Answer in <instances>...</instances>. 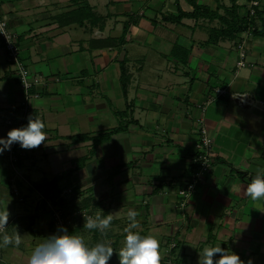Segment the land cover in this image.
<instances>
[{
	"label": "crops",
	"instance_id": "obj_1",
	"mask_svg": "<svg viewBox=\"0 0 264 264\" xmlns=\"http://www.w3.org/2000/svg\"><path fill=\"white\" fill-rule=\"evenodd\" d=\"M220 17L256 30L224 35ZM0 18L31 77L45 82L33 105L47 139L27 150L21 172L40 182L72 172L60 190L87 188L95 213L114 217L106 237L84 223L70 234L89 246L106 239L118 253L131 209L139 213L135 231L159 240L161 264H198L199 251L216 245L245 264H264V201L244 195L264 170V0H0ZM216 89L225 94L204 117L212 169L181 208L178 188L195 168L196 105ZM23 99L0 41V138L14 129L5 120ZM10 150L0 154V211L7 207L6 232L18 231L22 242L0 247V264H28L56 230L50 213L33 204L35 192L18 184L25 201L13 194ZM118 261L114 252L109 264Z\"/></svg>",
	"mask_w": 264,
	"mask_h": 264
},
{
	"label": "clouds",
	"instance_id": "obj_2",
	"mask_svg": "<svg viewBox=\"0 0 264 264\" xmlns=\"http://www.w3.org/2000/svg\"><path fill=\"white\" fill-rule=\"evenodd\" d=\"M45 127V123L40 118L30 116L26 126L11 129L6 139L0 138V154L4 150H10L14 143H18L26 150L41 146L47 139ZM244 195L252 201H264V170L258 171L251 179L244 190ZM10 215L7 207L0 211V234H2L0 247L6 248L9 245L18 247L22 242L18 231L12 235L6 232ZM138 215L135 210L128 211L129 223L123 230L126 236L118 253L106 239L89 246L84 237L70 234L67 228L61 227L58 234L47 237L32 250L28 264H109L114 252L118 255L119 264H161L159 240L152 234L142 236L135 231L139 228L136 219ZM83 217V228L90 231L98 230L105 237L114 218L112 213L106 216L96 214ZM217 255L219 258L215 259ZM199 256L198 264H245L239 255L220 245L205 247L199 251ZM248 264H252L251 260Z\"/></svg>",
	"mask_w": 264,
	"mask_h": 264
},
{
	"label": "built area",
	"instance_id": "obj_3",
	"mask_svg": "<svg viewBox=\"0 0 264 264\" xmlns=\"http://www.w3.org/2000/svg\"><path fill=\"white\" fill-rule=\"evenodd\" d=\"M254 5H257V3H254ZM250 14L254 15V10H251ZM246 34L249 33L246 32ZM0 41L4 50L6 51L7 61L13 67L15 75L19 79V85L22 91L24 92V99L16 107L14 115L5 120V124L8 126H13L14 128H20L28 123V118L30 116L39 118V116L35 112L33 102L41 97L39 88L44 85L45 82L41 76L31 77L27 66L20 59V46L17 42V36L8 27L6 18H0ZM244 47L245 42L242 41L241 44H239L238 46L241 58L239 65L242 64L243 59L246 56ZM224 94V89H216L214 95L210 96L207 101L196 105V108L199 110L200 115L196 119L198 129L196 131V145L195 154L193 158L195 168L192 171L189 179L185 183L181 184L178 188V205L181 208H184L186 206L190 196L194 193L197 186L205 180V176L210 173L212 169L214 140L208 133V130L205 126L204 117L210 102ZM14 144L16 145L18 143ZM17 152V149L13 148L10 152L9 165H11L13 168V174H11L10 185L13 194L18 198L20 202H24L25 196L23 195L18 185L19 182L17 180V175L22 173L18 165V155L23 156V153L21 151H19L18 153ZM16 170H18V172L12 178V175H14V171ZM38 194L40 195V197L37 198V204L40 205L41 203H45L44 208L50 213L51 219L56 227V234H58V231L61 227L67 228L69 232L71 229L70 227L75 222V218L82 217L83 215H85L84 213L79 211L70 215L67 214L63 208L55 206L53 199L51 198L53 196L52 191L47 197L41 193ZM8 226L9 223L7 225V228Z\"/></svg>",
	"mask_w": 264,
	"mask_h": 264
},
{
	"label": "rangeland",
	"instance_id": "obj_4",
	"mask_svg": "<svg viewBox=\"0 0 264 264\" xmlns=\"http://www.w3.org/2000/svg\"><path fill=\"white\" fill-rule=\"evenodd\" d=\"M13 149H17L18 152L21 151L23 153V156L18 155V165H19L22 162H24V158L26 157L25 155L27 154V150L21 148L19 144H16V145L14 144ZM11 151H12V149L10 150V152ZM10 152H9L8 158L10 157ZM8 162H9V160H8ZM8 166H9L8 169L10 170V173L13 174L12 173V170H13L12 166L11 165H8ZM17 172H18V170L14 171V175H12V178L16 175ZM10 180H11V176L9 177V181ZM17 180L19 182V185H22L23 187L28 189V191H30V192H35V194H36V196L34 197L35 200L32 202L34 205L35 204L37 205V202H38L37 198L40 197V195L38 193H40V192H38L36 190V185L41 184V183L46 182V181H43V182L32 181V180H30V178L26 177L23 173L17 175ZM87 190H88L87 188L82 190L81 187H79V186L70 185V186L65 188V191L64 190L63 191L52 190L53 196L51 198L53 199L55 206L63 208L67 214L72 215L73 213L79 211V212H82L85 214L83 216H89V215L93 216L96 213H95L94 209L91 207V205H92L91 202H89V199H87V196H88V198L90 196V195H86L88 193ZM43 207H45V203H44ZM83 216L75 218V222L70 227L71 228L70 230H72L77 224L84 223V217ZM52 224H53L54 229L56 230V227H55V224L53 223V221H52ZM69 233H70V231H69Z\"/></svg>",
	"mask_w": 264,
	"mask_h": 264
},
{
	"label": "trees",
	"instance_id": "obj_5",
	"mask_svg": "<svg viewBox=\"0 0 264 264\" xmlns=\"http://www.w3.org/2000/svg\"><path fill=\"white\" fill-rule=\"evenodd\" d=\"M198 10H200V9L199 8H195V11L193 13H191L190 16L191 17L197 16L199 14V11ZM187 15H189V14H182L181 17H183V16L185 17ZM180 18H177V19L180 20ZM220 19L222 21H224V23L226 24V28L223 31H221V32H222V34L227 35V36H232L237 31H240V30H243V29H247V28H248V30H250L251 28L254 29V31L256 30L255 27H251L249 29V27H250L248 25L249 23L246 22L245 20H243L241 22H238V20L232 21L234 19V17L232 18L231 21L229 19H227V18H222V17H220ZM128 81H129V76L127 75V72H126V69H125V66H124L123 69H122V77H121V82H122V87H123L124 93H126V91H127ZM119 131H120V129H115L112 132H110V133L106 134L105 136H103V138H105V137L107 138L112 133H117ZM103 138H96L95 143L102 141ZM85 160H86V158H83L82 160H80L78 162V167H81V165L84 164ZM71 173L72 172H64L63 174L57 175L56 177H54L51 181H46V182H43L41 184H37L36 185V190L38 192H40L41 194H43L44 196H48L49 193L52 190L59 191L60 190V188H59L60 184L59 183L62 182V181H64V180L65 181H69ZM40 205L43 206L44 203H41ZM71 231L72 230H70V232Z\"/></svg>",
	"mask_w": 264,
	"mask_h": 264
}]
</instances>
